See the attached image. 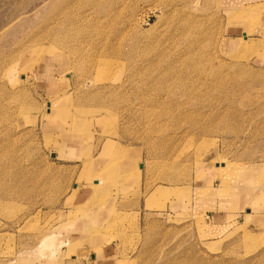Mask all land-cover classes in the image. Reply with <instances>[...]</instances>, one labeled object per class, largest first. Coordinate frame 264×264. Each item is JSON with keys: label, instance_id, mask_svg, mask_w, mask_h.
<instances>
[{"label": "rangeland", "instance_id": "374dc122", "mask_svg": "<svg viewBox=\"0 0 264 264\" xmlns=\"http://www.w3.org/2000/svg\"><path fill=\"white\" fill-rule=\"evenodd\" d=\"M244 173L263 196L264 3L0 0V264H264V218L193 203Z\"/></svg>", "mask_w": 264, "mask_h": 264}, {"label": "crops", "instance_id": "0c3cea01", "mask_svg": "<svg viewBox=\"0 0 264 264\" xmlns=\"http://www.w3.org/2000/svg\"><path fill=\"white\" fill-rule=\"evenodd\" d=\"M246 1L249 3H264V0ZM230 39H227L225 47H234L237 44L235 41L237 36L233 37L232 40ZM54 68L55 65L52 63V59L50 57H45L33 65L31 76H33L34 79H37L38 81L40 80L46 84L51 83L52 81H58L56 75L59 77V73H65V70H63L64 67L62 65H60V68H58L56 71ZM105 155H107V152H99V155H97L92 162V165L90 166L92 171L89 172L92 177L95 174L98 175L102 173L103 169L99 170L97 167L99 164H103L105 162ZM245 176L248 175L244 173L231 176L229 179L231 181L230 183L234 182V184H229L227 186H213L209 180L203 179V185L196 188L195 194L199 195L197 199L194 198L193 203L198 205L202 214H204L206 218L210 220V223L214 227L220 228L227 225H234L236 223L245 224L246 222L255 223L257 219L264 218V195L260 197V188L255 185L251 186L247 184V181H245ZM94 183L96 182L94 181ZM203 190H205L204 194H201V191ZM225 190H228V192L226 193ZM93 191L94 189L92 188L91 193L87 194V192H85L84 194L87 196L91 195L92 197L94 196ZM253 205L255 206V210H252ZM73 225L78 224L73 223ZM100 247V256L96 260V264H120L118 263V260L115 262L113 261V258H116L115 256L112 258L111 255H108L106 251L102 249V246ZM111 258L113 259L112 261H110Z\"/></svg>", "mask_w": 264, "mask_h": 264}, {"label": "bare ground", "instance_id": "6f19581e", "mask_svg": "<svg viewBox=\"0 0 264 264\" xmlns=\"http://www.w3.org/2000/svg\"><path fill=\"white\" fill-rule=\"evenodd\" d=\"M52 106H54V104H53V105L51 104V107H50L51 109H52ZM201 194H204V192H201ZM81 208H82V207H81ZM44 246H45V245H44ZM42 247H43V246H42Z\"/></svg>", "mask_w": 264, "mask_h": 264}, {"label": "built area", "instance_id": "2783aa9c", "mask_svg": "<svg viewBox=\"0 0 264 264\" xmlns=\"http://www.w3.org/2000/svg\"><path fill=\"white\" fill-rule=\"evenodd\" d=\"M149 20V19H148Z\"/></svg>", "mask_w": 264, "mask_h": 264}]
</instances>
